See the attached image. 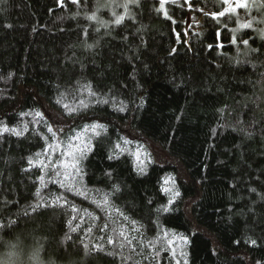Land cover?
<instances>
[{
  "label": "trees",
  "instance_id": "obj_1",
  "mask_svg": "<svg viewBox=\"0 0 264 264\" xmlns=\"http://www.w3.org/2000/svg\"><path fill=\"white\" fill-rule=\"evenodd\" d=\"M105 2L0 4V263L264 264V19Z\"/></svg>",
  "mask_w": 264,
  "mask_h": 264
},
{
  "label": "snow or ice",
  "instance_id": "obj_2",
  "mask_svg": "<svg viewBox=\"0 0 264 264\" xmlns=\"http://www.w3.org/2000/svg\"><path fill=\"white\" fill-rule=\"evenodd\" d=\"M5 2H6V0H0V4H3V3H5ZM61 2H62V0H61ZM71 2H72V3H77L78 0H71ZM132 3L136 4L137 6H139V0H132ZM163 3H164V0H161V5H163ZM238 6L243 7V6H245V4L239 3V0H238ZM124 7L127 8V5H124ZM165 15H167V13H165ZM219 15H220V16H223V15H224V12H220ZM89 18H90V19H95V16H92V17H89ZM122 19H123V17H118V18L115 20V23H116V24H120V23L122 22ZM7 26H8V27H11V25H7ZM248 26H250V25H245V27H248ZM261 38L264 39V34H262V37H261ZM242 42H243V44H245V45L248 44V41H247V40H243ZM233 43H235V39H233ZM88 47H92V45H88ZM252 51H254V52H258L259 49H253ZM12 75H14V73H10V74H9V77H11ZM105 102H107V101H105ZM118 110H119V111H124V107H120ZM36 115L39 116L40 113H36ZM96 127H101V128H102L103 126H102V125H94V126H93L94 129H95ZM4 130L7 131L8 129L5 128ZM12 131H14L15 134L18 135V136L21 134L19 131H16L15 129H13ZM48 131H49V132H52V129L49 128ZM53 136H55V133H54V132H53ZM88 147H90V145L73 146V145H71V143H70V144L68 145V151H67V153L62 152L61 155H67V156L72 157V158H73V163H72V164H68L67 162H64V163H63V167H64L65 169H67V168H69V167L73 168V169L75 170V173L78 175L79 172H80V169L77 167V159H78V158H82L84 155H86V150H87ZM111 158H112V157L110 156L109 159H111ZM30 163H31V161H30ZM57 167H59V166H57ZM61 175H62V173H61L60 171H55V176H56V177H60ZM109 175H110V174H109ZM63 176H64V179H65V180H68V181H69V183H68V184H64V183L61 182L60 180H57L58 183H61V186H62V187H68L69 190L76 191L77 194L85 195V193L81 192L79 189H77V188L75 187V185H74L73 183H71V180H70V174H68V173L65 171V173H63ZM166 191H167V190H166ZM251 191L256 192V189L253 188V189H251ZM173 195H174V196H178V195H179V192H174ZM170 202H171V201H170ZM164 210L167 211L168 209L165 208ZM158 211H159V210H158ZM184 240H185V242H186L187 238H184ZM249 242H250L253 246H255V245L257 244V241L254 240V239H250ZM178 264H179V262H178ZM185 264H187V261H185Z\"/></svg>",
  "mask_w": 264,
  "mask_h": 264
},
{
  "label": "rangeland",
  "instance_id": "obj_3",
  "mask_svg": "<svg viewBox=\"0 0 264 264\" xmlns=\"http://www.w3.org/2000/svg\"><path fill=\"white\" fill-rule=\"evenodd\" d=\"M105 5H113L114 0H105ZM165 1V0H164ZM225 4V12H237L240 8H244L248 5V3L251 1V4L249 5L250 8L248 9L247 14L249 15V19H251L255 24L261 23L262 18L264 19V0H239V3L245 4V6L241 7L238 6V0H222ZM262 12V13H261ZM262 14V16L260 15ZM260 15V16H259ZM187 24H192V18H188ZM1 264V263H0Z\"/></svg>",
  "mask_w": 264,
  "mask_h": 264
}]
</instances>
